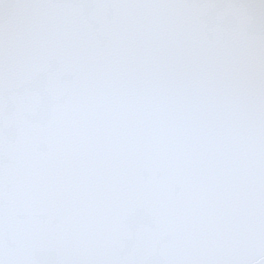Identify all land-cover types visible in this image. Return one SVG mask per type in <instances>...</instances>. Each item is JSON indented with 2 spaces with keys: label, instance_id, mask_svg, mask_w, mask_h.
<instances>
[{
  "label": "snow or ice",
  "instance_id": "obj_1",
  "mask_svg": "<svg viewBox=\"0 0 264 264\" xmlns=\"http://www.w3.org/2000/svg\"><path fill=\"white\" fill-rule=\"evenodd\" d=\"M0 264H264V0H0Z\"/></svg>",
  "mask_w": 264,
  "mask_h": 264
}]
</instances>
